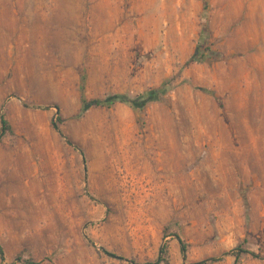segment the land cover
Listing matches in <instances>:
<instances>
[{"label": "rangeland", "instance_id": "374dc122", "mask_svg": "<svg viewBox=\"0 0 264 264\" xmlns=\"http://www.w3.org/2000/svg\"><path fill=\"white\" fill-rule=\"evenodd\" d=\"M204 3L0 0L5 264H264V0Z\"/></svg>", "mask_w": 264, "mask_h": 264}, {"label": "trees", "instance_id": "16d2710c", "mask_svg": "<svg viewBox=\"0 0 264 264\" xmlns=\"http://www.w3.org/2000/svg\"><path fill=\"white\" fill-rule=\"evenodd\" d=\"M208 9H209V3H208V0H205L204 6H203V10L206 13V12H208ZM207 30H208V27H206L202 31V33L200 34V36H199L200 41L201 40L203 41V34L205 32H208ZM205 52L208 53V54H211V55L215 54L210 48H207ZM202 60H203V57L202 58L199 57V53H198V50H197L195 52V54L192 56V58L189 60L188 64L199 63ZM83 81H84V79H83ZM166 92H167V85H165V87H163V88L148 92L145 96H143L138 101H136V100L135 101H129L127 97L121 96V95H113V96L107 97L106 99L88 100L84 96V85H82V87H81V111H80V113L78 115V118L82 117L84 114H86L88 111H90L92 109L105 108V107L110 108V107L114 106L117 103H130L136 108L144 109L149 103L154 102V101H158L159 98L162 95H164ZM206 92H209L210 94L214 95V93H212L211 91H206ZM58 111H59V115H60V110H58ZM0 123H1L0 143H1L2 139L6 135L12 133V127L9 124V122L7 121V119L5 118L4 115L0 116ZM62 123H63V120H62L61 117H59L58 118V123L54 125V128L59 133L61 132L59 125L62 124ZM68 142H69V144H72L70 141H68ZM174 237L179 242L180 250H181L183 259L186 262V259H187V247H186V244L184 243L183 240H181V238L179 236L174 235ZM239 252L241 254H244V253L250 254L248 251H242V250L233 251V254L237 253L235 255V258H236L235 264H238V262L240 260L241 254H239ZM251 254H253V253H251ZM54 256L55 255L47 257L45 259V261L52 262ZM111 256L121 259L120 257H116L115 255H111ZM0 260H1L2 264L6 263L5 252H4V249H3L2 246H0ZM221 260H222V258H211V259H208L206 261L193 263V264L217 263V262H220ZM16 262L22 263V264H40V263L35 262L33 260H29V259L28 260H24L22 254L19 255L16 258ZM153 264H169V261L167 260V252H166V248L165 247L161 248L160 253H159V257H158L157 261L155 263H153ZM184 264H186V263H184Z\"/></svg>", "mask_w": 264, "mask_h": 264}, {"label": "bare ground", "instance_id": "6f19581e", "mask_svg": "<svg viewBox=\"0 0 264 264\" xmlns=\"http://www.w3.org/2000/svg\"><path fill=\"white\" fill-rule=\"evenodd\" d=\"M180 161H178V163H179Z\"/></svg>", "mask_w": 264, "mask_h": 264}]
</instances>
